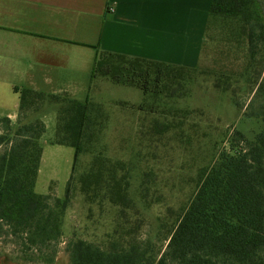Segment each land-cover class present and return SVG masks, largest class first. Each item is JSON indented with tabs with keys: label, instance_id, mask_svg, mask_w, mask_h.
I'll return each instance as SVG.
<instances>
[{
	"label": "trees",
	"instance_id": "16d2710c",
	"mask_svg": "<svg viewBox=\"0 0 264 264\" xmlns=\"http://www.w3.org/2000/svg\"><path fill=\"white\" fill-rule=\"evenodd\" d=\"M217 24L229 36L245 41L249 60L246 68L255 66L256 61L264 64V0H210L206 31ZM197 69L99 50L90 78L100 76L116 84L135 86L146 95L166 88L165 80L174 81ZM34 95L38 94L30 89L19 90L18 124L13 126L8 117L0 118V147H4L0 151V228L7 226L25 250L48 246L62 235L70 177L81 154H93L79 177L80 191L87 200L101 196L120 204L126 202L128 189L125 164L109 159L95 147L106 124L103 105L88 98L48 95L46 100L61 102L54 141L73 148V165L63 196L38 192L40 137L45 125L39 118L22 121L27 118L22 111ZM254 97L260 98L258 107L244 114L258 118L260 128L250 138L235 131L244 144L232 151L238 138L233 136L229 150H219L210 164L198 170L196 187L163 252H154L146 243L136 241L102 249L76 237L66 245L69 264H264V72L256 82ZM45 260L52 262L53 257Z\"/></svg>",
	"mask_w": 264,
	"mask_h": 264
},
{
	"label": "rangeland",
	"instance_id": "374dc122",
	"mask_svg": "<svg viewBox=\"0 0 264 264\" xmlns=\"http://www.w3.org/2000/svg\"><path fill=\"white\" fill-rule=\"evenodd\" d=\"M248 62L245 41L229 36L217 24L205 33L199 64L195 65L198 69L174 81L165 80L166 88H157V92L143 95L135 86L105 78L98 90L92 88L85 93L31 90L38 95H31L22 111L28 119L35 117L48 95L78 99L88 96L103 105L106 124L95 147L109 159L125 164L126 175L117 174H124L128 181L127 200L120 204L101 196L87 200L80 191L79 177L93 154H81L70 177V201L58 241L25 250L20 239L2 225L0 264H69L66 245L76 237L102 249L136 241L146 243L154 252H163L168 235L196 187L198 170L210 164L219 150H229L233 136L239 139H235L232 151L244 144L235 131L250 138L260 128L258 118L244 113L260 103L254 92L264 64L256 61L255 66L246 68ZM47 101L40 109L46 116V129L40 138L45 163L35 188L51 196H63L72 171L73 148L54 141L57 103ZM140 102L143 109L138 110ZM50 256L53 261L47 262L45 258Z\"/></svg>",
	"mask_w": 264,
	"mask_h": 264
},
{
	"label": "crops",
	"instance_id": "0c3cea01",
	"mask_svg": "<svg viewBox=\"0 0 264 264\" xmlns=\"http://www.w3.org/2000/svg\"><path fill=\"white\" fill-rule=\"evenodd\" d=\"M209 5L210 0H0V118L8 117L13 126L19 123L22 88L98 90L107 79L90 78L99 50L198 65ZM46 102L34 115L45 129L40 109ZM50 102L57 103V110L61 105ZM44 158L42 147L36 182Z\"/></svg>",
	"mask_w": 264,
	"mask_h": 264
}]
</instances>
